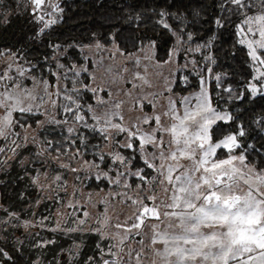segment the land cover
<instances>
[{"label": "snow or ice", "instance_id": "snow-or-ice-1", "mask_svg": "<svg viewBox=\"0 0 264 264\" xmlns=\"http://www.w3.org/2000/svg\"><path fill=\"white\" fill-rule=\"evenodd\" d=\"M13 2L0 8L36 26L29 39L63 12L59 0ZM210 7L213 31L231 24L233 46L244 48L249 78L239 88L209 67L212 41L193 47L186 17L165 9L154 10L155 26L175 44L159 60V35L136 52L121 48L116 32L106 38L111 48L94 37L79 46L82 59L56 42L34 60L24 47L0 48V171L20 165L38 192L32 207L53 205L35 222L0 203V264H12L2 241L21 227L96 237L85 252L77 235L49 264H264V114L246 126L220 103L264 99V0ZM117 55L124 63H113ZM49 126L58 138H47Z\"/></svg>", "mask_w": 264, "mask_h": 264}, {"label": "trees", "instance_id": "trees-1", "mask_svg": "<svg viewBox=\"0 0 264 264\" xmlns=\"http://www.w3.org/2000/svg\"><path fill=\"white\" fill-rule=\"evenodd\" d=\"M60 7L63 12L60 19L47 34L36 39H29L35 31V25L26 23V16L20 17L10 13L9 8L4 12L1 11L0 17V48L24 47L29 54V59H36L49 52L47 45L50 42L60 43L61 45H74L67 49L69 55L74 58L82 59L80 56V45H88L93 39L100 38L107 47V37L110 33L116 32L118 43L121 48L127 51L136 52V45L143 40L147 44L145 37L160 36L157 42L155 52L156 59H162L166 56V51L170 45L175 44V38L166 33H161L155 26L158 19L154 14V10L165 9L173 14V16L186 17V23L191 25L188 29L192 31L194 41L190 42L193 47L195 43H204L205 40L212 41V53L216 60L214 65H209L216 74H227L224 83L239 88L240 84L249 78V67L245 63L246 56L244 48L237 45V36L235 28L229 24L224 28H217L213 31L214 26L211 20L217 13V9L210 7L212 0H61ZM0 4L11 5L15 7L13 0H0ZM199 15H193V13ZM139 15V19L136 17ZM7 17V23L4 17ZM172 23H179L178 20H170ZM214 37V39H213ZM196 58H200V54H196ZM195 80H193V85ZM209 87L214 88L215 82L210 80ZM186 94V93H182ZM227 98V93H221ZM102 95L107 97L104 93ZM215 95V93H214ZM229 111H233V115L239 118V122L246 126L253 116L264 114V99L257 97L251 103L243 101L228 100L227 104L220 102ZM221 127H224L221 125ZM60 129L57 127H49L46 133L48 139L58 138ZM259 161V158H257ZM17 178H9V180L1 185L3 190L4 203H11L13 193H19V187L16 185ZM51 212V211H50ZM23 230L19 232L22 234ZM40 233L33 232V235ZM18 234V235H19ZM61 235L60 238L54 236ZM51 238L56 240V249L67 247L79 235L76 242L83 240L82 248L87 252L95 243L96 237L87 233L72 234L71 237L64 236L61 233L49 234ZM4 239L2 245L10 250L14 260L12 264H34L36 258L30 257L31 248H26V243L17 245L11 240ZM29 240V239H28ZM91 240V242H90ZM29 243V242H27ZM92 244V245H91ZM18 247V251L16 248ZM52 249V248H51ZM47 250L43 249L50 255ZM30 253V254H28ZM45 256V255H44ZM46 257V256H45ZM52 259V258H51ZM43 261H45L43 259ZM40 264H44L43 262Z\"/></svg>", "mask_w": 264, "mask_h": 264}, {"label": "rangeland", "instance_id": "rangeland-1", "mask_svg": "<svg viewBox=\"0 0 264 264\" xmlns=\"http://www.w3.org/2000/svg\"><path fill=\"white\" fill-rule=\"evenodd\" d=\"M60 1L61 0H59V4L61 3ZM6 9H8V8L7 7L0 8V17L3 16L1 11L4 12ZM60 14L61 13H57V16L59 17V19H60ZM111 47L112 46H110L109 48H111ZM155 52H156V50H155ZM155 52H154V57H155ZM137 55H139V53H137ZM113 63L114 64H122V63H124V59L122 57H120L119 55H117L115 57V59L113 60ZM152 73H153V69L151 66H149V75H151ZM103 76H104L103 69H99L98 70V79L100 77H103ZM101 95H102V93H101ZM49 127H55V126H49ZM31 167L32 166H29V169H31ZM36 167H38V165ZM14 177H16L18 179L17 183H16V185L20 189L18 192L19 193L23 192L28 197L27 203L24 200L19 199V196H18L19 193L18 194L13 193V199H12L11 203H6V204L4 203L5 197L3 199V192H5L6 190H3L1 188V185L3 183L7 182L9 180V178H14ZM28 185H29V178L27 175H25L24 168L18 164L13 163L12 166L10 168H8L6 171H0V203H3V205L7 208H10V209H13L16 211H20L22 220L23 219H32L35 222H39V218L41 217V215H48L50 213V211L53 209V205L49 203L48 207L45 208V204L42 202L38 206L33 208L32 204L35 201V199L38 195V192L35 188L29 187ZM31 211H34L36 213V215L34 217L29 216V212H31ZM118 211H122V210L118 209ZM52 214H54V212H52ZM121 219H123V216H121ZM45 223L48 224L49 226H52L50 221H45ZM22 230H23V233L19 234V232ZM34 230L41 232L40 235L39 236L33 235ZM9 232L12 233L13 235L6 236L5 239L9 238L8 240H11V242L16 241L15 243H17V239L19 241H23L24 243H26V248H29V247L31 248V254L28 253V254H30V257L36 258L35 261L39 260L40 263L43 262L44 264H49V261L51 260L52 256L47 257V253L45 251H43V249L37 248L34 246V241H38L41 237L44 239H54V238L62 237L60 234L58 236H54L55 233L58 234L60 232L47 231L43 227H31V228H27V229L21 227L18 229H9ZM49 234H53L54 238H51V236ZM27 242H29V243H27ZM90 242H91V240H90ZM56 246H57V244L52 245L50 248H48L50 250H47V252H49L50 255H53L54 251L58 250V249H56ZM61 246H63V245L62 244L59 245V248H61ZM43 259L45 261H43Z\"/></svg>", "mask_w": 264, "mask_h": 264}]
</instances>
